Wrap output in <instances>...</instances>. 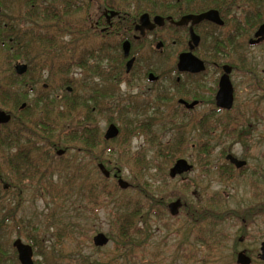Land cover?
<instances>
[{
    "label": "rangeland",
    "instance_id": "374dc122",
    "mask_svg": "<svg viewBox=\"0 0 264 264\" xmlns=\"http://www.w3.org/2000/svg\"><path fill=\"white\" fill-rule=\"evenodd\" d=\"M89 43L91 42L86 44ZM89 48L92 46L90 45ZM250 51L247 68L252 69L251 74L255 77L243 74L241 76L235 74L232 77L235 88L234 104L236 108L240 107V113L237 111L239 113V117L236 116L239 119L237 122L243 124L242 127L233 130V134H230L232 131L230 133L227 131L229 127L235 125L232 120L234 117L226 116L225 113L211 112L208 104L200 105L186 115L178 111L177 114L168 116L159 113L160 108H156L155 103L151 106L140 105L137 113H132L130 109L135 108L134 103H127L118 96L111 99L109 91L98 102L104 104L101 114L94 112L101 137L111 122L119 129V135L111 139L108 145H103L102 154L106 158V168H118V174L129 183L134 182L129 169L134 153L140 151L148 154L151 147L169 139L181 121L187 124L185 131L189 140H193L196 136L199 140L207 138L208 133L204 134L194 123L200 116L210 113L209 130L211 129L213 134L206 130L209 131L211 138H207L211 141L207 168L204 164L195 161L196 153L198 154L199 151L190 145L182 157L193 164V170L172 179L166 187V192H163V195L166 194L164 200L167 201H172L175 196L180 195L183 206L181 205L175 217L168 213L160 218L145 217L146 219L140 222V226L146 229V236L140 243L131 242L134 246L133 248L130 246L129 252L133 256L144 257L145 261H149L145 264H238L236 262L238 252L245 253L250 258V264H264V261L258 257L260 244L264 241V45L252 48ZM159 61L166 69L173 64L174 58H163ZM44 75L46 72H40V77ZM212 76L209 72L203 77H198L196 82L213 86ZM137 77L141 78V74L135 75V78ZM103 78L97 80L99 88H106L110 84V77L104 75ZM42 79L47 82V79ZM139 81L142 83L140 86L144 87L143 98L151 100L148 92L150 85L142 79ZM38 87L40 88V85ZM38 87H36L37 91H39ZM125 87L124 84L119 87L121 93H126L129 89L138 93L142 89ZM77 91L81 94H89V91L83 92L82 89ZM56 92L57 89L52 90V94ZM173 95L176 96L177 92H173ZM137 96L139 97L135 99L141 100L142 96L140 94ZM165 105L169 110L172 108L170 102L169 105L168 103ZM231 114L236 115V112L232 111L229 115ZM171 116L173 122L170 120ZM143 121L152 122L149 131L155 137V142H149V134L134 127L139 125L136 123ZM129 129L132 133H129ZM65 152L69 150L65 149ZM228 153L246 161L242 171L236 170L225 161V155ZM219 166L226 167L230 176L218 177L216 170ZM206 169H209V173ZM151 171L153 172V169ZM114 173L115 170L111 175ZM155 177L158 178V175ZM34 190L31 188L22 195L15 196L10 205V207L16 206V218L24 220L20 227L24 228L22 231L25 234L20 233L14 224H7V227L0 232V264H19L11 245L12 241L20 237L23 242L30 243L26 235L36 234L39 245L34 249L33 259L37 264H131L126 261L128 256H123V250H115L109 211L112 207L111 200L107 199L101 205L93 207L80 199L77 200L76 205H69L61 200L52 204L42 196L39 189L34 188ZM129 195L135 196V193L130 192ZM212 198L219 201L223 220L219 224L220 246L207 249L205 244H199L193 237L200 229L203 230V222L192 223L186 213L191 210L193 213L197 212L196 209H200V204L204 205ZM60 204L61 206H56ZM49 215H53L56 222L76 225L79 232L74 233L75 238H56L54 236L56 228L52 225L45 227L49 223ZM99 232L108 237V243L103 246H95L92 243V237Z\"/></svg>",
    "mask_w": 264,
    "mask_h": 264
},
{
    "label": "flooded vegetation",
    "instance_id": "af4514ba",
    "mask_svg": "<svg viewBox=\"0 0 264 264\" xmlns=\"http://www.w3.org/2000/svg\"><path fill=\"white\" fill-rule=\"evenodd\" d=\"M262 25L264 0H0L2 35L6 38L11 33L8 39H14L10 50L15 56L12 70L32 84L29 85V97L38 99L36 87L40 85L38 88L43 90L57 89L54 98L63 105L68 97L66 91L72 93L74 89L99 86L97 80L107 74L110 77V98L118 96L127 103H134L135 108L130 109L132 113H137L140 105L155 103L162 115L169 116L178 111L186 115L196 107L208 104L211 112L225 113L234 117L233 122L238 121L240 107L236 108L234 104L232 77L235 74L255 77L247 64L250 49L264 45V34L256 36ZM88 42L91 43L86 44ZM90 45L92 48H89ZM126 46L127 52L124 50ZM187 52L203 61L202 71L178 70V57ZM163 58H174V62L164 69L159 61ZM19 64L26 66L22 73L16 71ZM31 66L32 77H26ZM225 66L229 68L227 75L232 85L233 100L229 109L216 105L218 84L225 74ZM40 72H46V75L40 77ZM209 72L213 75V86L196 82L198 77ZM140 74L141 78H135ZM139 79L150 85L148 92L151 100L143 98L144 87L140 86ZM163 81L167 82L159 83ZM122 84L126 85L125 88L142 89L138 93L130 89L121 93L119 87ZM32 89L36 90L33 92ZM137 94L142 96L141 100L135 99L139 97ZM169 102L172 104L170 110L165 105ZM192 102H195L192 107L185 104ZM22 104L26 105V102H22L17 110L25 107H21ZM0 110L12 117L13 109ZM232 111L236 115H229ZM209 114L200 117L210 120ZM8 122L0 124V127ZM53 149L58 157L66 153L64 148ZM58 149H63L64 153L57 155ZM226 155L225 161L236 170L245 168L246 165L235 167ZM190 164L192 168L189 171L169 178L172 180L190 173L194 167ZM114 170L117 173L111 175ZM206 171L209 173L208 169ZM118 172V168L112 167L110 179L120 177ZM175 197L174 200L180 199L182 203L179 195ZM172 201H167V209ZM186 216L192 217V213L187 212ZM16 229L24 232L22 227ZM16 239H22L16 237L11 244L20 264L17 249L13 246ZM27 240L30 241V238L27 237ZM22 243L32 248L33 259L36 247L31 241Z\"/></svg>",
    "mask_w": 264,
    "mask_h": 264
},
{
    "label": "trees",
    "instance_id": "16d2710c",
    "mask_svg": "<svg viewBox=\"0 0 264 264\" xmlns=\"http://www.w3.org/2000/svg\"><path fill=\"white\" fill-rule=\"evenodd\" d=\"M9 37L11 33L4 38L0 29V108L13 109L10 121L0 127V231L7 227V224H14L19 228L23 225L24 220L16 218V206L10 205L15 196L18 197L31 188L39 189L42 196L52 204L61 200L69 205H76L80 199L93 207L108 199L112 204L109 211L115 250H123V256H128L126 261L131 264L148 263L144 257L133 256L129 252L134 246L131 242L140 243L146 236V229L140 226L145 217L160 218L168 213L167 200H164L166 194L163 195V192H166V187L171 181L167 176L169 165L182 157L192 145L199 151L195 161L208 166V152L211 146L209 131L213 132L209 130L210 120L200 117L194 123L204 134L208 133L209 139L199 140L196 136L189 140L185 131L187 124L181 121L170 138L151 147L148 154L140 151L134 153L129 165L134 182L130 183L129 188L121 189L116 181L104 177L97 168V163H103L105 166L107 164L102 153L103 145H108L110 140L101 137L94 112L101 114L104 109V104L98 102L110 92V84L106 88L95 86L83 89V92L89 91L87 95H80L75 89L72 93L66 91L68 97L63 105L59 99L55 100L52 89H39L36 93L38 99L35 96L28 98L31 92L29 85L32 84L15 75L12 70L15 56H12L10 50L14 39L11 41ZM32 68L31 66V71H27L26 77H32ZM32 90L34 92L36 89ZM22 102H26L25 107L17 110ZM172 119L171 116L170 120ZM67 121L69 122L66 123ZM151 123L138 122L136 124L139 125L134 127L149 134V142H155V137L149 131ZM242 125L235 121V125L226 131H232L230 134H233V130ZM129 133H132L130 129ZM122 140L125 142L124 138ZM54 147H64L69 152H66L65 156L56 157L53 154ZM217 169L215 170L218 177L230 176L226 167L219 166ZM155 175H158V178ZM130 192H134L135 196L129 195ZM220 207L219 201L212 198L204 205L200 204L197 212H188L192 213V217H189L192 223L203 222V230L199 228V233L193 237L199 244H205L207 249L220 246L219 224L223 220ZM48 219L49 223L45 227L54 226V236L58 239H74V233L79 232L74 224L54 221L53 215H49ZM36 235L26 236L37 249L39 238Z\"/></svg>",
    "mask_w": 264,
    "mask_h": 264
},
{
    "label": "water",
    "instance_id": "95a60500",
    "mask_svg": "<svg viewBox=\"0 0 264 264\" xmlns=\"http://www.w3.org/2000/svg\"><path fill=\"white\" fill-rule=\"evenodd\" d=\"M189 18V17H187ZM264 34V25H262L259 30L256 32V36ZM257 41V40H255ZM125 52L128 51L127 46L124 47ZM130 62L128 63L129 66ZM26 66L24 64H19L16 66V71L18 73H22L25 71ZM177 68L180 71H188V72H199L204 69L203 61L199 58L192 55L190 52L182 53L178 57L177 61ZM225 74L222 75V77L219 80L218 84V91L216 94V105L221 108L229 109L232 106V85L230 83V80L228 78V67H224ZM187 107H192L195 102H192L190 104L185 103ZM25 104H22L21 107H23ZM10 114L7 113L4 110H0V124L6 123L10 120ZM119 130L118 127L111 123L107 126L103 138L105 140H110L111 138H114L118 135ZM64 153L63 149L57 150V155H61ZM226 159L229 160L231 163L235 165L237 168H241L244 165H246L245 160H239L236 157L232 156L231 154L226 155ZM97 167L99 171L102 173L104 177H109L110 171L105 167L103 163H98ZM192 168V165L185 159V158H178L168 169V176L170 178H174L177 174H181L183 172L189 171ZM117 184L120 188L126 189L129 187V183L122 179V177L117 178ZM182 205L180 199H176L168 204V209L171 215H176L178 212L179 207ZM92 243L95 246H103L108 243V237L104 235V233L99 232L96 233L92 237ZM13 246L17 249L18 252V260L20 264H34L32 259V248L22 243L20 239H16L13 242ZM260 252H259V259L264 260V241L260 244ZM236 262L238 264H250V258L245 255L243 252H238L236 256Z\"/></svg>",
    "mask_w": 264,
    "mask_h": 264
}]
</instances>
